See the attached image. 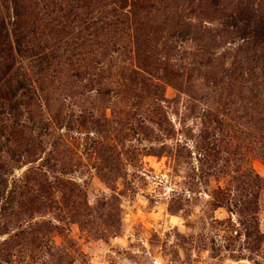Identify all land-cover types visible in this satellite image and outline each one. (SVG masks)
I'll use <instances>...</instances> for the list:
<instances>
[{
	"label": "rangeland",
	"instance_id": "rangeland-1",
	"mask_svg": "<svg viewBox=\"0 0 264 264\" xmlns=\"http://www.w3.org/2000/svg\"><path fill=\"white\" fill-rule=\"evenodd\" d=\"M245 1L182 0L185 39L129 22L33 85L20 112L41 147L10 182L35 204L0 217V264H264V48L225 24ZM23 2L41 40L59 39L64 0Z\"/></svg>",
	"mask_w": 264,
	"mask_h": 264
},
{
	"label": "trees",
	"instance_id": "trees-1",
	"mask_svg": "<svg viewBox=\"0 0 264 264\" xmlns=\"http://www.w3.org/2000/svg\"><path fill=\"white\" fill-rule=\"evenodd\" d=\"M228 1L230 2L228 6H231L232 0ZM64 2L58 6L59 9L54 6L52 8L56 13L55 34L60 35L59 39L53 41L47 38L41 40L40 27L31 23L33 11L31 4L26 5L23 0H0L1 218L9 214L15 217L21 214L26 216L35 204L34 199L20 189L19 183L22 180L10 182V176L14 175L15 169H19L22 158L29 159L40 151L42 137H35V129L22 121L23 113L20 112L21 106L23 108L37 106V90L33 89L35 83L42 84L49 75L53 76L56 71L65 70L63 66L66 62L68 61V65L73 62L75 51L80 47L76 46L79 42L84 44L87 40L107 37H111L114 43L121 42L123 39L120 37L125 34L129 22L134 24L136 33L140 32L150 37L154 36L149 32L155 34L163 25L179 27L180 33L177 37L179 40L185 39L188 34L186 29L189 24L181 20L179 13L182 0H64ZM259 5L261 10H264V6ZM252 6L251 0H246L243 6H240L239 2L232 7V12L225 17L227 35L239 34L245 43L244 46L251 44L264 48V19H255V14L250 10ZM49 14L53 13L50 11ZM64 44L68 47V52L61 48ZM89 48L93 50V45ZM62 58L66 62L62 63ZM142 62L144 64L141 68L150 71L151 64L146 60ZM85 67H89V63ZM127 69L124 68L122 71L126 72ZM132 69L131 78H126L129 84L138 82L143 77L138 76L139 72L135 71V68ZM217 77L219 75L216 73L214 78L217 80ZM24 139L28 141L24 142ZM11 223H6L3 229L7 230Z\"/></svg>",
	"mask_w": 264,
	"mask_h": 264
}]
</instances>
